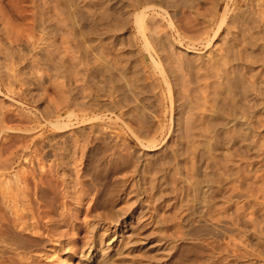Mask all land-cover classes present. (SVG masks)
Here are the masks:
<instances>
[{
    "label": "rangeland",
    "instance_id": "rangeland-1",
    "mask_svg": "<svg viewBox=\"0 0 264 264\" xmlns=\"http://www.w3.org/2000/svg\"><path fill=\"white\" fill-rule=\"evenodd\" d=\"M85 1L88 5L86 9L94 12L95 15V21H89L87 25L93 24L91 26H95L96 29L93 27L88 33L81 32L79 29L83 22L79 18L80 9L84 8ZM88 1L89 3L87 0H0V74L6 80L8 65H13L17 69L22 68L20 77H24L23 79L27 82L20 86L18 85L19 81H12L13 88L15 91L20 90V86L21 89L35 94V98L38 99L33 103H31V99L30 101L22 99L31 104L21 105L13 100L12 96L18 99L16 95L6 94L3 90L4 94L0 92V104L8 107L14 104L20 106L25 112H34L44 110L47 105L51 108L54 104H58L59 96L62 93L66 96L73 95L77 101H86V98L89 100L92 95L95 97L96 91H99L97 92L98 98L102 100L108 101L109 98L106 95L110 92L117 99L119 98L120 109L122 112L126 110L125 113L118 115V111L113 113L100 111L99 118L88 120L85 123L74 122L81 116V107L72 106L70 115L74 124L65 133L72 137L97 139L94 140L97 143L92 145L93 149L85 166L84 177L89 181V184L93 185V192L98 191L102 197L113 198L115 203L113 199L111 203L115 208L130 209L138 206L135 198L140 197L145 199L143 204L148 210L146 215H149L154 205L150 195L156 193L161 195V209L164 218L161 235L165 247L169 246V242L178 239L176 236L178 227L175 223L180 214H184L187 207H189L188 209L195 208L202 198L208 199L206 193L216 190L219 181L229 180L225 179L226 177H235L238 168L240 176L244 175V179L241 181L238 177L231 183L230 191L232 192L228 190V193L230 192L228 195L232 196L233 201L228 211L235 215L237 205L241 203L240 206L243 208V205L248 203L247 206H244L248 207L249 205V209L253 207V210H259L262 215L259 211L255 212L244 207L245 211L241 208L240 211L245 217L242 216L243 214L239 217V225H242L238 227L237 224L232 225L229 216L222 213L221 209H211L210 213H206L205 203L201 202L198 211L191 217L190 223L186 227L184 226V229H179V231H185L186 235L181 234L182 238L176 242L182 244L178 257L183 261L182 264H264V233H261L264 231L257 228L260 224L264 228V224L262 226V221H264V125L257 126L260 122H264V114L254 117L247 113L241 116L239 113H231L229 109L233 90H237L233 85L238 80L241 83V79H238L241 78L239 72L242 69L240 68L246 67L247 70H250L249 74L246 73L248 77L250 72L258 70L260 78L264 80V0H187V2L179 0V2L182 1L180 5L167 7L169 14L172 17L174 15L173 20L177 30L180 34L184 33L181 36H185L187 33L191 34L190 37L194 39H199L201 35L204 37L205 34H200L198 37L196 34L201 32L202 25L207 21L212 22L208 32L212 35L213 28L216 29L220 22L225 3L228 2L230 10L228 9L226 25L220 29L210 46L204 47L202 44H197L192 51L182 48L179 37L174 30H171L167 21L157 16L155 20L163 24L162 28L168 29V33L165 37L163 36L164 41H162L166 45H160L150 37L148 44L153 50L152 54L159 58L164 76H161L159 68L150 59L146 48H144L145 43L143 44L141 35L134 25L132 12L125 4L127 2L120 3L115 0L118 5L122 4L120 6H123L124 11L120 15L114 5H110L109 0ZM214 4L219 7L218 11L213 10ZM105 6H108L109 9L112 6L113 9L111 8V11L108 10V12ZM114 10L117 17H113L111 14ZM94 15L90 17L93 18ZM229 18H232L233 22ZM187 26H190L191 31ZM197 27H199L198 31L192 29ZM162 46L163 50H160ZM86 48L90 52L84 53ZM104 49V53L110 55L107 56L108 58L117 56L123 57L121 61L125 59V62L123 61L125 65H122L123 62L120 65L127 67V72L124 74L126 77L118 75V80L111 78L112 71H108L109 66H105L104 62L101 64L97 60ZM117 49H121L120 51L123 53L119 51L117 54ZM107 50L116 53L111 55L112 52L109 54ZM9 51H12L13 54L6 56ZM21 55H25L26 58H22ZM86 55H89V58ZM87 62L89 63L87 64ZM237 63H239L238 66ZM235 66L239 67L238 70L241 71H236L237 69L233 68ZM85 71L89 72L88 76ZM116 73L120 74L121 72L119 70ZM90 74L91 77H94L93 74L96 77L91 78ZM127 77L128 82L138 94L133 91L137 96L130 93L133 95L129 98V105L122 102L121 89L117 88L119 87L118 83L123 84ZM109 78L111 79L109 80ZM87 82L93 84L88 85ZM227 89L231 91H226ZM201 91L208 94L206 102L199 97ZM88 92L90 96H85ZM227 92H230L231 96ZM208 99L216 100V103L219 99L217 104H221L217 105L212 101L215 104L213 106ZM206 107L210 110L208 108L206 110ZM211 109L223 112L221 119L224 126L220 124L211 129L207 128L206 122L203 121L204 125L203 127L199 126V129L197 126V124L199 125L198 116L196 115L201 112L210 113ZM65 114L66 112H63V115ZM140 115L142 118L139 117ZM46 117H40L39 121L31 123L32 126H26L27 123L21 122L20 130L17 128L6 129L7 133L9 135L19 131L25 134L31 133L27 138L44 135L46 139L51 131L46 126V119L50 117ZM195 122L196 125L192 126ZM236 122L242 123L243 126L235 127L233 123ZM16 123L17 121L14 120L7 122V125L14 128L13 125ZM189 124H192L190 128ZM245 124L253 126L247 128L244 126ZM25 126L28 128L27 131L22 130ZM229 137L234 138L229 139ZM208 145L217 147L216 150H212L211 157L207 160L206 170L209 177L211 176L212 184L210 190L206 189V193H204V188L196 190L193 175L195 169L192 163H194V155L200 150L203 151V148L204 150L208 148ZM226 149L227 151H225ZM78 163L72 161L71 165H68L67 169L72 177L75 176L76 169L79 167ZM57 166L50 155H45L38 161L24 160L15 163L7 169L10 170L7 177L1 175L0 191L7 182L12 183L15 171L32 170L35 177H38L40 173L44 178L46 171L50 172L60 168ZM0 171L2 172L1 169ZM229 173L231 176H228ZM51 177H55V175ZM57 177L62 176L58 173ZM31 178L28 176L29 189L27 190L28 195L25 197L26 200L28 198L30 207L37 211L52 210L53 207L58 206L60 210L61 205L57 202L42 205L36 201ZM239 183L240 186H236ZM232 186L236 188L232 189ZM56 189L60 193L59 196H63V200L66 201L64 204L66 212L71 214L76 211L75 208L80 209L77 218H74L78 228L73 230L69 225H66L63 230L67 231L68 237L75 240L76 243L74 251L70 253V264H81L80 261L84 259L86 252L90 249L85 243L83 222L88 218L86 210L92 203L93 195L87 183L79 185L77 182H73L70 187L59 183ZM237 197L239 199H236ZM218 199L215 198V201ZM237 200L240 202L237 203ZM2 208L7 214L8 209L6 210V208L8 207L5 208L3 205ZM249 213H253L251 214L253 216ZM248 215L249 217H247ZM216 216L218 219L221 218V222ZM250 216L260 223L255 227V229L257 228L256 232L252 231ZM260 230L262 231L260 232ZM1 239L0 236V243L2 242L0 264L13 262L21 264V261L30 259L24 258V260L20 257L30 254L39 258L35 264H58L54 258L56 253H52L48 257L41 256V252H29L24 255L18 253V256H15L12 246L6 245L8 243ZM124 251L122 256L125 254L124 257L127 258L124 264H139V259L133 257L134 254H138L136 251L134 253L131 248H126ZM15 258L18 259L15 260ZM131 258L132 261H135L134 263Z\"/></svg>",
    "mask_w": 264,
    "mask_h": 264
},
{
    "label": "bare ground",
    "instance_id": "bare-ground-1",
    "mask_svg": "<svg viewBox=\"0 0 264 264\" xmlns=\"http://www.w3.org/2000/svg\"><path fill=\"white\" fill-rule=\"evenodd\" d=\"M104 1H106V0H104ZM116 1H119L120 3L121 2H123V3L127 2L125 4L128 5V8L132 12L134 25L136 26L137 30L139 31V33L141 35V38L143 40L142 41L143 44L145 43L144 48H146L150 59L159 68V72H160L161 76H164V71L161 68L160 60L157 56H156L157 57L156 58L152 54L153 50H152L151 46L148 44V43H150L149 37L152 38L154 41L158 42L160 45L164 44L162 42V41H164L163 36L165 37V35L168 33V29H166L164 27L162 28L163 24L159 23L160 21L157 22V20H155L157 16H160L162 19H165L167 21L169 27L171 28V30H174V32L179 37V43H180L181 47L187 51H192V50H194V48L197 44H200V45L202 44L204 47L210 46L211 41H213V39L216 38L220 29L222 27H224V25H226L227 19H228V16H227L228 9L230 8V7L228 8V2L225 3L226 5H225V7L221 13L220 22L218 23V26L216 29L213 28L212 35L208 34V32L210 31L209 28H211L210 25L212 22L207 21V22H205V24L203 23L204 25H202L203 28L201 29V32L198 35L195 33L197 37L200 34H205L206 36L203 35L205 38L202 37V35H201V37H199V39L198 38L194 39V38L190 37L191 34L189 35L187 33H185V36H181V34L184 35V33H181V34L179 33V31L177 30V28L175 26L176 25L175 21L173 20L174 15L172 17L171 14H169L170 12H168L169 10L167 11V9H166L169 6L173 7V6H177L178 4L180 5V3L182 1L181 2H179V0H116ZM116 1L115 0H112V1L109 0V3L112 6L114 5V8H116L118 14H120L122 11H124L122 9L123 6L122 7L120 6L122 4L118 5V3ZM185 1L187 2V0H185ZM189 1H191V0H189ZM87 2L89 3L88 0H87ZM99 2H100V0H99ZM183 2H184V0H183ZM106 4H107V2H106ZM216 5L217 4H214V6L216 8V9L213 8L214 11L219 10V7H216ZM83 6H84V8L80 9V16H79V18H81V20L83 21V22L81 21L82 22L81 26H83V27L81 29V26H80L79 29L81 30V32L83 31L84 33H88L90 30L93 29V27L95 28V26H91L93 24L87 25L89 23V21H95V19H94L95 15L93 14L94 12H91L89 9L88 10L86 9V6H88L86 1H85ZM95 6H96V4H95ZM112 6H111V8L113 9ZM106 8H107V11L108 10L111 11L110 10L111 8L109 9L108 6ZM90 9H92V8H90ZM126 10H127V8H126ZM237 10H238V8H237ZM111 14L113 17L118 16V15H116L115 10ZM111 14H109V15H111ZM123 14H125V13H123ZM92 15H94L93 18L90 17ZM211 18H212V16H211ZM232 18L235 19V17H232ZM232 18H229V19L233 22ZM209 19H210V17H209ZM121 20H123V19H121ZM175 20H176V18H175ZM123 21H121V22H123ZM228 23H230V22H228ZM212 27H213V25H212ZM178 28H179V26H178ZM182 28H183V26H182ZM187 28H189L191 31L190 26L189 27L187 26ZM198 28L199 27L192 28V29L198 31L197 30ZM95 29H94V33H95ZM124 29H126V27H124ZM163 29H164V31H163ZM186 30L188 31V29H186ZM161 32H163V34H161ZM196 40H198V41H196ZM164 45H166V44H164ZM164 49H165V47H164ZM86 50H87V48H86ZM86 50L84 49V53L90 52V51H88V50L86 51ZM120 50L117 49V54L119 53ZM156 50H157V48H156ZM160 50H163V46H162V49H160ZM104 52H105V49H104V51H102L100 53V56L98 57L97 60L100 63L104 62L105 66L106 65L109 66L110 69L108 68V71H110V70L112 71L110 73L112 76L111 78H114V79L117 78V80H118V75H120V77H126L124 74L127 72V67L126 66L123 67L120 65V63H122L125 59L123 61H121L123 59V57L119 58L117 56H115V57L112 56V57L108 58L107 56H110V55H108ZM108 52L110 54V52H112V51L110 50ZM114 53H116V52H112L111 55L112 54L115 55ZM120 53H123V52L120 51ZM159 53H160V51H159ZM12 54H13V52L9 51L8 55L6 54V56H9ZM83 55H85V54H83ZM6 56L4 55L5 58H7ZM21 57L23 58V57H25V55H21ZM86 59H84V60L86 61ZM97 60H96V62L98 63ZM31 62H28V63H31ZM124 62L122 65H125ZM88 63L89 62H87V64ZM238 64L239 63H237V66H238ZM247 65L250 66V64H247ZM240 67H241V65H240ZM84 68H85V66H84ZM233 68L237 69L236 71H239L240 69H242V71L240 70L241 72H239V73H241V78H238V79H241V83L238 80L237 83H234V85L232 84L233 87L237 88V90H239V91H237L235 89H234L235 91L233 90L234 94L232 93V98L230 99L231 101H230V105H229V109H230L231 113H239V114H241V116L246 115L247 113L248 114L250 113V115L254 116V117L257 115L258 116L263 115L264 114V80L262 78H260L261 77L260 73L257 72L258 70L255 71L253 69L254 72L253 71L250 72L251 74L248 77L246 75V73L249 74L250 70H247L246 67H243L244 69L240 68L239 70H238L239 67L237 68L235 66ZM99 70H97V71L99 72ZM119 70L121 73L120 74L116 73ZM21 71H22V68L17 69L13 65L12 66L8 65L7 72H6V80L4 78H2L3 76H1V74H0V92L2 94H4L3 93V90H4V92H6V94L12 93V94L16 95V97L18 99H15L13 96H12V98L14 101L19 102L21 105L22 104H24V105L31 104L33 102H36L38 99L35 98V96H34L35 94H33L31 92L29 93L26 89H21L20 86L25 85V82H27L26 80L23 79L24 77L23 78L20 77ZM86 71H87V68H86ZM86 71H85V74L88 76L89 72H86ZM23 74H26V73L23 72ZM245 75L247 76V78L245 77ZM92 76L96 77L95 74H93ZM236 76H237V74H236ZM89 77H91V74ZM94 77H91V78H94ZM111 78H109V80ZM107 80H108V78H107ZM12 81H19L18 85H20L19 86L20 90L15 91V89L12 86ZM236 81H237V79H236ZM94 83H96V82H94ZM87 84H88V82H87ZM89 84H93V83H89ZM235 85H237L238 87ZM118 86L119 87H117V88H120L121 92H122V99H123L122 102L125 105H129V100H130L129 98L133 94L135 96H137L138 95L136 93L137 91L135 92L133 87L131 86V83L128 82V77L125 78V81L123 84L118 83ZM233 87H231V88L233 89ZM239 87H240V89H239ZM228 88L230 89V87H228ZM83 89H84V86H83ZM98 89H99V87H98ZM229 89H227L226 91H231ZM84 91H85V89H84ZM132 91L135 92L137 95L135 93H133ZM223 91H224V89H223ZM27 92L29 95L27 94ZM97 92H99V91H96L95 97H93L94 95L90 96V94L88 92V94H86L85 96H90V97H89V100H87V98H86L85 99L86 101H77L76 100L77 98H75L73 95L66 96L62 93L59 96L60 102L58 104H54V106H52L51 108L49 107V105H47L44 110H42V111L36 110L34 112H25L22 110V108L20 106L18 107L17 105H14V104H12V106H10V107L3 106L0 104V132L2 133V134L0 133L1 134L0 135V169L2 170V172L0 171V177H1V175L6 176L10 171V170L8 171L7 169L12 167V165L15 163H20L24 160H28V162L29 161L33 162V160L38 161L40 158L44 157L45 155H50L52 157V161L54 163H57V165L60 167L58 169L56 168L54 171H52V170L50 172L46 171V173L44 174L46 177H44V178L41 177L42 175L40 173H39L40 176L37 174L38 177H35L36 175H35L34 171H32V170L15 171V172H13L14 179H12V183L10 181L7 182L6 186H3L4 188L1 189V191H0V236L2 237V239L6 243H8L6 245L12 246L13 253L15 256H18V253H23V255H24V253L26 254L29 252H36V253L41 252L42 253L41 256L48 257L50 254L56 253L54 255V258L58 261V264H70V253H72L74 251L76 243H75V240L68 237V235L66 233L67 231H64L63 227H65L66 225L67 226L69 225V227H71L73 230L78 228L76 226V222L74 221V218H77L76 216L80 212V209L75 208L76 211L74 213H71V214L65 211L64 204L66 201L63 200V196H59L60 193L58 192V189H56V186H58L59 183H61V185L63 184L66 187H70V185H73V182H77L79 185L82 183H87V186L90 188V191L93 195L92 203L90 204V206H88V208L86 210V215L88 218L85 221L83 220L84 221L83 226L85 228V243H86V246L90 249H89V251L86 252L87 256L84 253V255L86 257L84 256V259L82 261H80L81 264L82 263L83 264H124L125 261L127 260V258L124 257L125 254L122 256V253L123 252L125 253L124 249H126V248L127 249L131 248V250H133L134 253H135V251L138 253V254H134V256L133 255L132 256L137 257L139 259L138 260L139 264H182L183 261L180 259V257H178L182 244H179L176 242L178 241L179 238H182L181 234L186 235V232L181 231V230L179 231V229H184V226L186 227V225L190 223L191 217L198 211L199 204H201V202L205 203V206L207 208V211L205 210L206 213H210L211 209H218V210L221 209L220 211L222 213L227 214L229 216V218H230L229 221L232 223V225L237 224L238 227L240 225H242V224L239 225V223H240L239 217L243 214L240 211L242 208V206H240L241 203L239 205L235 204V205H237L235 208V215H232V213L230 211H228V209L230 208L232 201H233L231 199L232 196L228 195L230 192H232V191H230L231 183L234 182L235 180H237L238 177H240L239 180L244 179L243 178L244 175L240 176V174H239L240 171L238 168L236 169L237 172L235 174V177H233V176L229 177V178L226 177L225 179H229V180H227V181L225 180V182L219 181L220 183L219 182L217 183L218 185L216 187V190L208 191V193L205 192L206 189L210 190V187L212 184L211 183L212 180L210 178L211 176L209 177L208 171L206 170L207 160L211 157L212 150H216V147H217L216 145H210V146L208 145L207 146L208 148H206L205 150L203 148V151L200 150L199 152H197L194 155V157H195L194 163H192L194 165V169H195L193 175H194V184H195L196 190H201L204 188L205 189L204 193H206V195H208L206 197H209V198L208 199L202 198L201 199L202 201L197 203L198 205L197 206L195 205V208L188 209L189 207H187L186 211H184L185 213L184 214L181 213L183 215L180 214V216L178 217V220L175 223L176 227H178V231L176 232V236L178 237V239H177V241L169 242L168 247H165L163 245L162 235H161V232L163 229L164 218H163L162 209H161L162 207H161V199H160L161 195L160 194L156 193L152 196L150 195V198L152 199V202H154V205H153L152 212L149 215H146L148 210H147V207L143 204V200H145L143 198H140V197L135 198V201L137 202L138 206H135L133 208H130V209H128V208H115V206L111 203L114 200L113 198H112L113 199L112 200L111 197H109V198L102 197L98 191L93 192L94 187L92 184H89V181H87L85 179L84 170H85V166L88 163L90 155L92 153V149H93L92 145H95L97 143L94 140H97V139L96 138L92 139V137H79V136H76V137L73 136L72 137V136H69V134H67L65 132L70 128L71 125L74 124L72 122L71 115H70L71 114L70 108L74 105H78L81 107V116L79 118H76V120L74 121L77 123H85L88 120H91V119L93 120V119L99 118L100 117L99 116L100 111H107L108 113H113L115 111H118V115H119V113H123V112L125 113L126 110L122 112V110L120 109L121 106L119 105V103H120L119 98L117 99L116 96L112 95V93L110 92L106 95L109 98L108 101L102 100V99L98 98ZM131 92L133 94H130ZM204 92L205 91H201V94L199 95V97L204 102H206L207 98H208L207 97L208 94L204 93ZM227 93L229 96H231L230 92H227ZM22 99H28L29 101L31 99L32 102L30 103L29 101L27 102V101L22 100ZM218 100H217V103L219 102ZM212 101H210V102H212ZM215 101L216 100H214L213 102H215ZM213 102L211 104L214 106L215 104ZM220 104H217V105H220ZM207 108L208 107H206L205 109L207 110ZM218 111L211 109V112L207 113V114L205 112L198 113L196 116H198L199 125L197 124V126L203 127L204 122H206L207 128H211V129L216 128L220 124L223 125V123H222L223 120L221 119L222 118L221 114L223 112L220 113ZM63 112H66V114L63 115ZM116 115L117 114L115 113V116ZM44 116L50 117V118L46 117L47 119L44 118L47 121L46 126L48 127V130L51 129V131L49 132L50 134L47 135L46 139H45L44 135H40V137H36V138H34V137L27 138L28 135L29 136L31 135V133L25 134V133H20L19 131L16 133L9 134V135L7 133L6 129H16L17 128V130H20L21 129L20 126L22 125L21 122L27 123L26 126H28V125L32 126L31 123L39 121L40 117L43 118ZM139 117L142 118L141 115ZM14 120L17 121V123L15 125H13L14 128H12V126L7 125V122L14 121ZM191 125L189 124L188 127L190 128ZM195 125H196V122L192 126H195ZM233 125H235V127H237V128H241V126H243V124L240 122L233 123ZM263 125H264V122H260L257 126H263ZM26 126L23 127L22 130L27 131L28 128H26ZM244 126L247 128H252L253 125L252 124H245ZM200 127H199V129H200ZM237 130H239V129H237ZM233 138L229 137V139H233ZM145 148L148 149L147 147H145ZM225 151H227V149ZM236 153H237V151H236ZM232 158H234V157L232 156ZM72 161L75 163L79 162L78 163L79 167L76 169L74 177H72L71 173L67 169L68 165H71L70 163ZM224 168H225V166H224ZM226 169H224V170H226ZM58 173L62 177H57ZM54 175H55V177H51ZM28 176L32 177L31 178L32 182H33L32 186H33L34 190L33 189H31V190H33L36 194V201H38V203L42 204V205L57 202L61 205V206L59 205L61 207L60 210L58 209V206L53 207L52 210H37V211L33 210V208L30 207V204L27 201L28 198H27V200L25 198L28 195L27 190L29 189ZM228 176H231V173H229ZM180 177H182V176L180 175ZM0 183H2V182H0ZM234 186H232L231 188L232 189L236 188ZM236 186H240V183ZM205 187H207V188H205ZM228 190L230 191L229 193H228ZM236 190H238V189H236ZM201 194H203V193H201ZM234 197H233V199H235ZM215 198H217V199L219 198V199L215 201ZM239 198H240V195H239ZM239 198L237 197L236 199H239ZM25 201H27L28 203ZM235 202H236V200H235ZM239 202L240 201H238L237 203H239ZM108 203H109V205H107ZM114 203H115V200H114ZM180 203H181V201H180ZM1 204L5 205V208L8 207V208H6V210L8 209L7 214L4 212V209L2 208L3 205H1ZM247 204L248 203H246V205L245 204L244 205L247 206ZM105 205H107V206H105ZM242 205H243V203H242ZM244 205L242 208L243 210L245 208L250 207L249 205H248V207H245ZM251 209L253 210L254 208L252 207L249 210H251ZM261 209H262V207H261ZM249 210H247V212H250ZM255 210H253V211H255ZM213 211H215V210H213ZM245 211H246V209H245ZM258 211H255V212H258ZM251 214H253V213H251ZM251 214L249 213V215H251ZM210 215L212 216V214H210ZM249 215L247 217H249ZM260 215H262V213ZM176 216H177V214H176ZM242 216H244V214ZM251 216H253V215H251ZM251 216H250V219L249 218L248 219L252 224L251 225L252 227L250 226L252 228V231L256 232L257 228H260L264 231V228L261 227L260 223H258L259 221L257 222L256 219H252ZM224 217H226V216L224 215ZM210 218H212V217H210ZM213 218H214V216H213ZM217 219H218V217H217ZM220 219L221 218L218 219L219 222H221ZM212 220H215V219H212ZM222 220H224V219H222ZM225 222H226V220H225ZM263 222L264 221H262V226L264 224ZM257 225H259V226H257ZM256 226H257V228L255 229ZM262 230H260V232ZM261 233H264V232H261ZM176 236H174V237H176ZM151 238H153V240H151ZM174 240H176V239H174ZM1 243H0V245H1ZM0 247H2V246H0ZM20 258H23V259L29 258L30 259L29 261H27V260L21 261V264H35L38 257L30 254L28 256H21ZM16 259H18V258H15V260ZM131 261H132V258H131ZM132 262L134 263L135 261H132ZM11 264H14V262Z\"/></svg>",
    "mask_w": 264,
    "mask_h": 264
}]
</instances>
